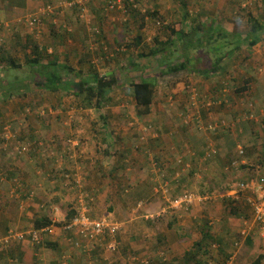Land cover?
I'll return each instance as SVG.
<instances>
[{
	"label": "rangeland",
	"instance_id": "obj_1",
	"mask_svg": "<svg viewBox=\"0 0 264 264\" xmlns=\"http://www.w3.org/2000/svg\"><path fill=\"white\" fill-rule=\"evenodd\" d=\"M48 1L60 0H0V46L5 49L6 55L13 56L18 62L21 61L22 65L20 68L10 66L7 76L5 70L0 68V77H4L3 91H7L11 81L17 87L10 89L11 94L0 93V237L4 236L10 227H15V230H27L33 219L24 218L23 215H26L28 210L34 212L40 205L45 214H56V221L64 222L65 219H61L65 217L64 213L69 209V205L75 204V197H85L82 190L88 188L82 181L87 178L96 184L98 182V185L104 184L101 193H89V208L92 203L88 209L89 214L95 218H106L111 223L117 222L120 229L114 236H108L105 242L95 243V247L88 254L76 249L73 241L66 243L63 240L61 246L67 264H197L196 260L205 261L204 254L198 253L190 263L184 258L186 253L196 251L194 244L201 238L206 224L212 225V233L226 232L227 237L236 236L239 240L238 244H233L227 249V252L231 253L227 261L225 256L217 252L218 245L212 247L211 250L219 261L213 258L210 264H251L260 254H264V222L255 220L254 212L243 200L248 194H252V200L259 198L258 195L252 191L236 194V199L243 207L245 219L231 215L228 199L236 191L232 190L234 184L248 179L255 171L253 167L264 163V38L252 50H249L247 45H242L241 50L233 49L235 45H226L225 48H220V51H211L207 48L216 47L220 42H204L199 48H194L195 42H192L189 48L192 53L190 68L168 72L170 66L183 61L182 46L196 38L190 34L191 31L187 27L184 29L189 36L179 40L169 24L156 25L147 16L148 11L133 13L125 22L122 13L105 11L106 0H88V18L80 19V24L90 30L93 21L100 27L101 32L111 31L116 42L114 48L106 49L107 56L113 54V59L96 55L94 50L91 51L94 55L88 59L87 54H84L86 48L76 44L72 37L75 22L64 19L66 13L71 10L56 16V21L53 17L43 18L38 28L24 22V18L38 13ZM153 1L157 2L149 4L150 11L157 9L159 1L167 5L166 2L172 0ZM172 3L174 8L171 9H175V13L180 12V0H173ZM164 9L170 12V9ZM92 10L99 22L94 20ZM227 11L230 12L229 16L233 17L228 18L231 22H236V15L242 14L243 18L239 22L243 21L248 12H252L264 22V0H254L252 7L239 12L235 1ZM245 20L247 27L248 19ZM61 26L66 28L58 31ZM246 27L240 23V26L234 29L239 31L238 33H229L240 34L244 38ZM222 29L228 32L227 28ZM22 32L34 35L39 39L38 44L41 47H47V52L41 49V53L45 55L41 59L44 62L58 52L57 47L60 46L58 55L63 61H75L74 53H81V57L87 59L86 66L82 69L86 73H83L84 75H93L95 71L106 73L114 70L118 83L121 80L126 82L120 84L121 86L118 83L114 85H118L114 89L116 96L109 104L113 111L108 112L111 109L107 108L99 110L96 107H85V95L79 92V78L76 82L75 73L67 74L70 78L66 79V82L73 86V92H55L44 86L33 87V77L21 73L29 70L28 63L23 66L27 60L26 55L31 58L35 56L33 44L29 46L26 43V39L33 38L25 39L23 36L25 41H22L25 43L20 42V47L14 46L15 40L22 37L16 35ZM138 35L140 41L136 38ZM203 35L206 37L207 33ZM229 38L234 41L236 36L233 38L230 35ZM206 39L208 40V37ZM139 42L140 44H137ZM162 42H166L163 50L165 47L169 48L165 53H159V58L155 57L154 62L145 71H133L128 65L130 58L137 60L140 54L149 51L153 44ZM88 46L90 47V44ZM229 49L234 52L231 53ZM49 50L54 52L49 53ZM195 56L201 57V60H194ZM218 57H223V60L215 71L213 66ZM6 63H9L8 58ZM213 73H216V78L211 81L208 80L209 77L203 76H212ZM145 75H151L159 82L155 104L157 109L154 108L152 116L140 118L125 93L132 94L131 81H137L140 77H146ZM17 76L19 77L16 78ZM247 78L255 79V82L250 84L249 95L245 92L237 93V89L244 85ZM27 82L31 85L26 86ZM194 89L197 90L195 98L192 96ZM217 100H222L223 103H217ZM122 103L124 105H121ZM252 109L255 112L254 120L247 119ZM115 120L120 123L117 124ZM94 121H98L96 127ZM216 124V129H212ZM143 127L147 128L146 131ZM109 128L114 136V145L111 147L105 145L106 138L102 136L103 133L109 132ZM57 132L63 135L60 143L56 139ZM52 136L55 139L52 140ZM75 142H78L79 146H75ZM82 142L88 146V154L91 155L88 159V169L91 172L84 173L83 169H80V172L75 171L81 174V177L73 174L74 171L70 173L81 181L82 187H78L74 178L71 182L66 178L67 172L63 170L68 168L61 166L60 162L63 160L66 165L67 158L74 160L75 149L82 147ZM23 145L28 147L24 154L19 150ZM238 146L244 148V154L239 153ZM204 147L215 148L217 153L207 162L203 160L204 164H199V159L192 158L196 153L200 155ZM188 148L195 150V155L190 157ZM79 152L77 155L81 154ZM46 157H55L53 169L51 168L54 172L51 170L47 177L48 170L45 173V168L39 164L40 159ZM219 159L222 160L221 163ZM230 160L237 161L234 168L229 163ZM242 165L250 167L244 168ZM192 169H196L194 175L191 174ZM36 170L45 174L40 172L43 175L41 179L37 178L40 184L33 188V185L25 182L24 176L29 172L36 173L38 177ZM227 170L229 174L224 177L223 171ZM12 172L15 173L12 175L14 177L10 175ZM125 172H129L130 176ZM137 173L142 182L134 185L131 176ZM260 173L264 174V168L260 169ZM255 174L260 175L259 172ZM47 178L48 182H54L53 185H56V189L49 193L44 192V181ZM227 186L232 187L230 191L226 189ZM31 189L35 194L30 200L32 202L28 203V198H31L27 193ZM185 192L194 196L193 202H185L178 208L171 207L169 201ZM43 195L50 196L47 204L49 206L46 205L48 202ZM56 204L61 206V210L49 212ZM39 212L42 214V211ZM11 219L22 221L23 227L15 225ZM246 234L253 236L250 245L245 244ZM115 244L116 247L112 248ZM26 247L29 249L26 243H18L10 248H4L0 244V264H14L11 260L17 261V264H58L60 261L57 251L46 246L40 250L41 256H37L40 262L33 257L25 262L19 252L24 254L23 249ZM30 253L32 255V251Z\"/></svg>",
	"mask_w": 264,
	"mask_h": 264
},
{
	"label": "trees",
	"instance_id": "obj_2",
	"mask_svg": "<svg viewBox=\"0 0 264 264\" xmlns=\"http://www.w3.org/2000/svg\"><path fill=\"white\" fill-rule=\"evenodd\" d=\"M50 3H54L53 1L50 2H45V5H48ZM24 4V3H23ZM250 8V7H249ZM241 9H248V8H242ZM61 14H53V17L56 16H60ZM248 25L246 27V36L243 38V36H241L240 34H230L229 32H226L225 30H223L222 28L218 27L215 28L213 25L209 27V33H207V36L204 37V35H202L201 31L202 29H200V26H202V24H200L199 26L194 27L190 34H193L194 36H196V41H192L189 40L190 42H187L184 47L182 48L183 50L181 51V57L183 59V61L180 64H175L174 66H170L168 68V72H179L181 70H185L187 68H190V65L192 64V53H190L189 48L190 46H192V42H195L194 48H199L202 47L204 42H206L207 44H211L212 41L215 40V42L219 43L216 47H208L207 49H211L214 50L216 49V51H220V48H225L224 46L226 45H235L233 49L236 50H241L242 49V45H247L248 48H250L249 50H252V48H254L257 44H259V42L261 40H263L264 38V22L261 20V18L255 16L252 12H248ZM184 22V21H183ZM182 23L179 22L177 28L178 29H174L172 28V32L173 34H176V37L180 40H184L186 39V37L189 36V33H187V31H185V29H183L182 27ZM65 28L64 26H61L59 29H63ZM181 28V29H180ZM69 30V29H68ZM105 32L102 30V32L100 31V33H96L94 37L100 38V41H102V39H106L105 37ZM201 34V36H200ZM232 35V37L234 38L236 36V39L233 41V39H230L229 36ZM208 37V40L206 39ZM241 37L243 39H241ZM29 44V46H31L33 44L34 49V54L35 56L33 58L31 57H27V62L29 65V75L34 78H41V80H38L39 83H34L33 82V87H40V86H44L47 89L51 90V91H68V92H73V86L68 83V82H63V76L61 74V71H65L68 72V66L65 64H59L58 60H55L51 63H49V65H45L43 64V60H41L45 55H43L41 53V49L46 50L47 52V47H41L38 42L36 40H28V42H26ZM107 40L105 43H103L101 46L102 48H104V46H107ZM184 43V42H183ZM234 43V44H233ZM209 46V45H207ZM233 49H229L230 52H234ZM93 48H90L89 46L86 47L85 52H87V57L88 54H90V51H92ZM102 50V49H100ZM5 49H2V47L0 46V68H3V71L5 70L6 72V76L7 73L10 70V66H13L14 68H20L21 63L18 62V60H16L13 56L11 55H6L5 54ZM105 55H107L106 51ZM159 50H155L150 48L148 52H143L142 54H140V57L136 60V59H130L129 60V66L132 68L133 71H145L147 68L150 67V65L154 62V60L156 59V55L158 54ZM101 53V51H100ZM102 57H104L103 55H101ZM91 57V56H89ZM8 58L9 63H6ZM141 58V59H140ZM223 57H218L217 61L214 63L213 66V70L217 71L218 70V66L219 64L222 62ZM9 65V66H7ZM1 70V69H0ZM204 72H206V70H204ZM22 73V72H21ZM27 72H25L26 74ZM23 74V73H22ZM24 75V74H23ZM77 76L79 77L80 75L77 74ZM146 77H140L139 80L137 81H132L131 82V89H132V94L135 100V112L136 115L140 118L147 116L149 114H151V107L155 101V96H156V91H157V82L155 80L154 77H152L151 75H145ZM19 76H17L16 78H18ZM0 93H3L5 95V93H12V90H10L12 87L16 88L14 82L11 81L8 84V89L7 91L4 89H2V79L4 77H0ZM15 78V79H16ZM17 80V79H16ZM27 80V79H26ZM253 82V78H247L245 80V83L242 87L237 89V93H242L245 92L247 90H249L250 88V84ZM118 83L117 77L115 75V73L112 74H107V73H99L97 71L93 72V77H86L84 79L79 78V92H83L84 96V100L86 102L85 107H96V108H101L103 107L105 101L108 100V93L110 92V90H112L111 88L114 87V85ZM27 85H31L30 82H27ZM32 87V88H33ZM101 115H98V117ZM105 120V119H104ZM239 151V149H237ZM206 151V149H205ZM202 154V153H201ZM200 154V155H201ZM205 154V152L202 154V156ZM209 160V159H207ZM220 163H221V159ZM262 160L264 162V154L262 156ZM207 162V161H206ZM237 161H233L230 160V164H232L233 168L235 167V163ZM205 163V162H204ZM203 163V164H204ZM225 167V166H224ZM238 167V165L236 166V168ZM241 167H250V165H242ZM253 167V166H252ZM232 168V169H233ZM258 169V172L260 175H262L260 173V169L262 170V168H264V163H259V165H256L253 167V170ZM15 173L12 172L10 175H14ZM192 175H194V172L191 173ZM224 177H226L229 174V170L227 171H223ZM14 177V176H12ZM251 177V176H250ZM249 177V178H250ZM13 180V179H12ZM15 180V179H14ZM247 179H245L244 181H246ZM232 188V187H231ZM230 186H227L226 189L227 190H231ZM233 189V188H232ZM251 194H248V196ZM228 199H230V213L232 216H238L239 218H243L245 219V216L243 214V207H241L242 205H240V203L238 202L239 200L236 199L235 197H229ZM244 202L246 203V205L248 207H250L252 209V212H255L253 210L252 203L248 202L247 199H243ZM245 207V206H244ZM77 214V210L75 208L72 207V205H69V209L67 210L66 213V219L64 222L66 221H71L72 218ZM64 222H57L56 220L52 219L50 217V215H43L41 217H37L34 221V229L37 230H41L43 228H47L53 224H57V225H61ZM257 222H261V221H257ZM211 226L209 224H206L204 229L202 230V236L201 238L195 242L194 244V248H196V251H190L188 253L185 254V258L184 260L187 261L188 263H190L191 261L195 260L196 256L198 255V253H202L204 254V258L205 261H200V260H196L197 264H210L211 260H213V258H216L214 260H218L217 255L213 254L214 251H212V247L215 248V245H218L217 248V252H219V254L221 256H225L227 261L230 257H231V253L227 252V249L230 248V246H232L233 244H238L239 240L238 238L235 237H231L230 235L227 237L226 232H220V233H212L211 230ZM14 227H10L7 231V233L0 237V239L5 238L6 236L9 235L11 230H15L13 229ZM18 232H25L27 233V231L29 230H15ZM245 231V230H244ZM43 235V239L41 240L40 244H32V246L37 249V250H41L44 249L46 246H50L52 250H56L57 253L60 255L58 256V260L59 263L58 264H64L65 262V258H64V253H63V249L62 246L59 245L58 242H49L47 240L48 236H51L48 232H42ZM244 236L245 239V244L246 245H250L252 244V240H253V236L252 235H248ZM26 239H31V236L27 234V238ZM248 239V240H247ZM22 242V240L20 241H14L11 240L9 241H5V240H0V244L4 247V248H10L16 244H20ZM31 242V241H30ZM37 251V256H41V251L39 252ZM19 255H23V252L20 251ZM38 262H40V258H36ZM224 261V262H225ZM12 263L17 264L15 260H11ZM37 264V262H36ZM145 264V263H142ZM251 264H264V254H260L256 259L253 260V262Z\"/></svg>",
	"mask_w": 264,
	"mask_h": 264
},
{
	"label": "crops",
	"instance_id": "obj_3",
	"mask_svg": "<svg viewBox=\"0 0 264 264\" xmlns=\"http://www.w3.org/2000/svg\"><path fill=\"white\" fill-rule=\"evenodd\" d=\"M166 1V0H165ZM236 1V9H237V11L239 12V11H241L242 9H241V7H242V2H244L245 0H211V1H208V0H180V5H181V10H179L180 12H177V13H175V9H171V8H174V5H173V0L172 1H170V2H166L167 3V5H165L163 2L161 3V1H159L158 2V5H157V9L155 8V10H153V11H150V10H148L149 9V4L150 3H155V2H157V1H148V2H145L144 3V6L146 7V11H148L147 12V16H149L155 23H156V25H157V22L158 21H161L163 24H169V27H171V28H176L177 29V26H178V23L179 22H181L182 23V28L184 29L185 27H187V29H189L190 31L194 28V27H196V26H199L200 24H202V26H200V29H202V31H201V33H202V35L204 34V33H209V27L210 26H214L215 28H218V27H220V28H227V31L228 32H234V33H238L239 31H235L234 29H236L237 27H239L240 26V23L241 24H243V25H245V27H246V20L245 19H248L247 17L248 16H245V18L243 19V21H241V22H239V20H241L242 18H241V16H243V14L242 15H236V22H231V21H229V17L230 18H232L233 19V17H231V16H229V14H230V12L229 11H227V9L228 8H230L231 7V5H233V3ZM171 3H172V5H171ZM241 5V6H240ZM189 7V8H188ZM164 8H168V10L170 9V12H168V11H166ZM243 8V7H242ZM95 9V8H94ZM190 9H195V10H197L196 12H192V11H190ZM93 11V14H94V10H92ZM190 11V12H189ZM236 11V12H237ZM75 12V10H71V11H68L67 13H66V18H64V19H66V21H69V20H71V21H74L75 22V31L74 32H72L74 35L72 36L73 37V39H74V42L76 43V44H78L79 43V45L80 46H82V48H86L89 44H90V48H93V50L94 51H96V53H94V54H96V55H103L104 57H106L107 59H113L114 57H111V56H113V54H111V56H107V55H105V53H104V51H106L105 50V47L106 46H104V48H102V44L103 43H105L106 42V40H107V42L108 43H106L107 44V46L109 47V50H110V48L112 49V48H114L115 47V44H116V42H115V39H114V34L111 32V31H109V30H105V37H106V39L104 38V39H102V41H100V39H101V37L100 38H97V37H94V36H92V35H90V32H89V29H87L86 30V28L83 26V25H81L80 23V21L77 19V15H76V12ZM164 12H166V14H164ZM135 13H141V12H135ZM133 14V13H132ZM232 15V14H231ZM145 16V15H144ZM149 17H147L148 19H149ZM145 18H146V16H145ZM97 19H99V18H97V17H95V14H94V20H96L97 22H99ZM231 20V19H230ZM178 21V23H176ZM184 21V22H183ZM146 24L148 25V21H147V19H146ZM151 23H153L152 21H151ZM66 24V23H65ZM97 25V23H95V22H93L92 21V25ZM142 24H143V21H142ZM162 24V25H163ZM174 24V25H173ZM105 26V25H104ZM186 29V28H185ZM61 29H58V31H60ZM238 30V29H237ZM140 35V34H139ZM139 35L136 37L137 39H138V41H140L141 39H140V37H139ZM16 36H22L21 38H19V39H17V40H15V43H14V46H15V48L16 47H20L21 45H20V42H21V44H24L25 42H23L22 40H24L25 41V39L26 38H33V40H36L37 42H39V39L38 38H36L34 35H27L26 34V32H22V33H20V34H18V35H16ZM15 36V37H16ZM25 37V39H24V37ZM200 36H201V34H200ZM26 41L28 42V40L26 39ZM135 41V40H134ZM195 41H196V38H195ZM215 41V40H214ZM137 44H140V42L139 43H137ZM260 44V43H259ZM155 46H160V47H158V49H157V47H155ZM164 46H166V42L165 43H160V44H153L152 46H151V48L152 49H155V50H159V52H158V54L156 55V58L158 57V55H159V53H165L166 52V50L169 48V47H165V49L163 50L162 48L164 47ZM73 47V49H75V46L73 45L72 46ZM108 47H107V49H108ZM184 46H182V48H183ZM211 47V46H210ZM81 48V49H82ZM100 49H102V50H100ZM161 49L163 50V51H161ZM28 50H32V49H28ZM53 50V49H52ZM183 50V49H182ZM9 51H11V50H9ZM57 51L59 52L60 51V46H58L57 47ZM80 51H82V50H80ZM100 51H101V53H100ZM31 52V51H30ZM49 53H53L52 51H48ZM58 52H56V53H54V55H51L50 57L51 58H49V59H47V61H45V62H43V64H45V65H49V63H51V62H53V61H55V60H58V62H59V64H65V65H67L68 66V72H65V71H61V74H62V76H63V79H62V81L63 82H66V79H69L70 77H67V74L69 75L70 73H75V77H76V82H77V80H78V78H81V79H84V78H86V77H93V75L92 74H87V75H84V74H86L82 69L86 66V61H87V59L85 58V57H81L82 56V54L81 53H74L75 54V61H73V62H71V63H69L68 61H63L62 60V57H59V55H58ZM148 52V51H147ZM19 53H21V52H19ZM93 52H91L90 51V54H88V59H89V56H92V55H94V54H92ZM170 53V52H169ZM84 54H87V52H84ZM181 54H182V52H181ZM27 57H30V55H26V58ZM134 57H132V58H130V59H133ZM159 58V57H158ZM129 59V60H130ZM193 59L194 60H201V57H199V56H195V57H193ZM21 62V61H20ZM109 62H111L110 60H109ZM108 62V63H109ZM28 62H27V60L25 61V63L23 64V66L25 65V64H27ZM221 64V63H220ZM219 64V65H220ZM27 69H29V65H28V67H27ZM26 69V70H27ZM25 72H27L26 74H29L28 72H29V70H27V71H25ZM25 72H22L24 75H26L25 74ZM84 73V74H83ZM107 74H112V73H115L114 72V70H110V71H107L106 72ZM77 74H79L80 76L78 77L77 76ZM115 75H116V73H115ZM203 76H206V77H209L208 78V80L209 81H211V80H214L216 77V73H213V75L212 76H210V75H208V74H203ZM2 77V76H1ZM117 77V76H116ZM118 79V78H117ZM38 80H41V78H34L33 79V82H37ZM39 82V81H38ZM125 82L126 81H119V83H118V85L119 86H121V85H123V84H125ZM132 82V81H131ZM157 82V86L159 85V82L158 81H156ZM253 82H255V79H253ZM121 84V85H120ZM126 84H128V83H126ZM130 84V83H129ZM117 85V86H118ZM117 86H114L113 88H111L112 90H110V92L108 93V98H109V96H110V100L108 101H105V103H104V105H103V107H101V108H98L99 110L100 109H102V108H107V109H111V111H108V112H112L113 110V107L111 106V105H109V104H111L112 103V100H113V97L114 96H116L115 95V93H114V89H116L117 88ZM158 88V87H157ZM49 90V89H48ZM56 92V91H55ZM245 93H247V95H249L248 94V90L247 91H245ZM257 94V93H256ZM125 96H126V98L127 99H129V100H131V103L133 104V107L135 108V100H134V97H133V94H130V93H125ZM125 98V99H126ZM156 99H157V91H156V96H155V101H154V103H153V105H152V107H151V114H149L150 116H152L153 115V113H154V108L155 109H157V107H155V104H157L156 103ZM254 102V101H253ZM253 102H251V103H253ZM217 103H223V102H221V100H217ZM255 103V102H254ZM121 105H124V103H122ZM158 105H160V104H158ZM254 106H255V104H254ZM106 109V110H107ZM255 110V109H254ZM252 112L255 114V112L253 111V109H252ZM262 112H263V114H264V111H263V109H262ZM262 114V115H263ZM149 115H147V116H149ZM146 116H144V117H142V118H145ZM106 120V119H105ZM104 120V121H105ZM116 121V120H115ZM97 122L98 121H94V127H96L97 126ZM116 123L118 124V123H120L119 121H116ZM106 126H108V125H106ZM135 128H137V127H135ZM144 128V127H143ZM142 129V128H141ZM145 129V128H144ZM147 129V128H146ZM103 130V129H102ZM141 134H142V132H140ZM136 134V133H135ZM82 135V134H81ZM102 136L103 137H105L106 139H105V141H104V143H106L105 145H107V146H109V147H111L112 145H114L113 144V138H114V136L112 135V131L110 130V128H109V132H107V133H103L102 134ZM60 138V139H59ZM53 139H55V138H53V136H52V140ZM56 139H57V142H61L62 141V139H63V135L60 133V132H57V134H56ZM75 146H79V143L77 144V145H75ZM194 150V149H193ZM78 151H80L81 152V154L80 155H77V153H78ZM195 151V150H194ZM194 151H192V149H190V148H188V155L190 156V157H192L191 155H195V153H196V151H195V153H194ZM79 152V153H80ZM184 152H185V150H184ZM183 152V153H184ZM205 152V154L202 156V154ZM89 152H88V146H86V144L84 145V142H82V147L80 146V147H78L77 149H75V153H74V156H75V159L74 158H72V159H74V160H69L68 158H67V164L66 165H64V162H63V160L60 162L61 164V166H65V168H68V170H63V171H66L67 173H72L73 171H74V173L73 174H75V175H77L78 174V177H79V175H80V177H81V174H79V173H75V171H79L80 172V169H83L84 170V173H86V172H91L89 169H88V165H90V161L88 160L89 159V156H91L90 154H88ZM198 153H196V155H195V157H193L192 159H196V160H198L199 159V161H198V163L199 164H203L204 163V161L203 160H205V161H207V159H209V158H206V151H205V147L202 149V154L201 155H197ZM184 155H186L187 156V154L186 153H184ZM78 157H82L83 159H81V160H79L78 159ZM188 157V156H187ZM54 160H55V157H46V159L45 158H41L40 159V161H39V164H41V166H43L45 169H43V171L46 173L47 171L46 170H48V174H46V177L47 176H49L50 175V171L53 169V165H54ZM91 160L93 161V158L91 157ZM51 165H52V167H51ZM56 165V164H55ZM24 167V166H23ZM25 168V167H24ZM52 168V169H51ZM195 170L196 169H192V172H194L195 173ZM37 171V170H36ZM43 171H41V170H38L37 171V173H39V175H38V177H36V173H29V172H26L25 173V176H24V179H25V182H27L28 183V185H33L34 187L33 188H36L37 187V184H40V182H38V180H37V178L39 179H41L42 177H43V175H41L40 174V172H42L43 174H45ZM53 171V170H52ZM86 171V172H85ZM54 172V171H53ZM127 175H129L130 173L129 172H125ZM173 174H174V172H173ZM157 175H158V173H157ZM59 176H60V174H59ZM130 176V175H129ZM128 176V177H129ZM262 176H264V174H262ZM93 177H95V175H93ZM131 178L132 179H134V185L136 184V185H138L137 184V182H139V181H141L142 182V180L140 179V176H139V174L137 173V174H135V176H131ZM81 179V178H80ZM86 179V180H85ZM84 180L85 181H82V183L83 184H85V186H87V188L88 189H84V193H85V195H88V197L86 198V200H87V207H88V209H90L91 208V204H90V208H89V202H88V199L90 198V195H89V193H91V194H96V193H101L102 192V188H104V184L103 185H98V182H97V184H96V182H92L91 180H89V179H87V178H85ZM36 180V181H35ZM49 181V179L47 178V180L46 181H44V183L46 182V189L44 190V192H47V193H49L51 190H55L56 188V185H53L54 184V182H48ZM87 181V182H86ZM36 182V183H35ZM60 183H61V181H60ZM89 188H90V190H89ZM24 190V188H22V191ZM47 190V191H46ZM88 192V193H86V192ZM55 191H53V193H54ZM29 193H31V195H34L35 193L33 192V190L31 189V190H29V192L27 193V196H29ZM76 193V192H75ZM56 194V193H55ZM40 197H42V196H40ZM49 197L50 196H45V195H43V198L44 199H46V202H48V199H49ZM32 200V199H31ZM95 199H93V201H94ZM28 203H31L32 201H27ZM47 204H49V202L48 203H46V205ZM78 205H79V199H78V197H75V204L72 206L73 208H75L76 209V207H78ZM47 206H49V205H47ZM53 206H58L59 207V211L61 210V206H59V205H53ZM252 207V206H251ZM33 208V207H32ZM51 208V207H50ZM22 209V208H21ZM33 210H34V208H33ZM39 211H42V214L39 212ZM49 212H52V210H50ZM66 213H67V211H66ZM66 213H64V216L66 217ZM28 215H29V217H28ZM40 215V216H39ZM43 215H45V212H44V210H42V205H40L39 207H37L36 209H35V211L34 212H31V210H28V212L26 213V215H23V217L24 218H29V219H33V221H32V224L31 225H29V227H28V229L27 230H30V229H32V228H34V221H35V219L37 218V216L38 217H41V216H43ZM48 215V214H47ZM56 215V214H55ZM54 214H53V216L52 215H50V217L52 218V219H54V220H57V219H55V216ZM65 217H63L61 220H64V219H66ZM11 220H13V222H14V224L15 225H18V226H21V227H23V225H24V223L21 221V222H18L17 221V219H11ZM10 221V220H9ZM13 222H11V223H13ZM8 225V224H7ZM15 228V227H14ZM13 228V229H14ZM245 232V231H244ZM67 234H64V232L62 231V230H58V231H56V233L55 234H51V236H48L47 237V240L49 241V242H58L59 243V245H61V243H63V240L67 243ZM78 237H77V235L75 234V239H77ZM24 244L26 243L27 244V246H28V248L29 249H27V247L25 248V249H23V251H24V254L23 255H21L20 257L21 258H23L24 257V261L26 262V259L27 260H30L29 258L30 257H33V259H36L37 258V249H35L34 247H32L31 245V242H30V240L29 239H27V240H24V241H22ZM21 242V244H23ZM30 251H32V255H30L31 253H30ZM81 251V250H80ZM90 253V252H85V251H81V253ZM33 264V263H32Z\"/></svg>",
	"mask_w": 264,
	"mask_h": 264
},
{
	"label": "built area",
	"instance_id": "obj_4",
	"mask_svg": "<svg viewBox=\"0 0 264 264\" xmlns=\"http://www.w3.org/2000/svg\"><path fill=\"white\" fill-rule=\"evenodd\" d=\"M150 0H106V6L105 11L107 13H117L120 12L123 15V21L127 22L129 19V16L132 13L135 12H145L146 7L144 6L145 2H148ZM87 2L88 0H60L58 2L50 3L48 5H44V7L36 14H32L24 18L25 22L35 27L43 18L44 16H52L53 14H60L64 13L66 10H75L77 19L79 21H82L80 19L88 18L87 12H89V9L87 8ZM254 4V0H247L242 4L243 8L252 7ZM54 20H57V17L54 18ZM163 23L161 21L157 22L158 26H161ZM91 29L89 30L90 35L95 36L96 33H100L101 29L97 25H91ZM107 47H105V50ZM194 98L197 96V90H193ZM222 102V100H221ZM251 106H253L251 104ZM255 114L251 111L250 114L247 116V119L254 120ZM216 126L212 127V129H216ZM211 127L209 128L211 130ZM202 129V127H200ZM146 131V128L144 129ZM144 137H142L143 139ZM78 142H75V145H77ZM239 153L244 154V148L242 146H238ZM21 153H25L28 150L27 145L20 146ZM217 153L215 148L208 147L206 149V158L212 157ZM236 164V163H235ZM257 168L253 175L248 178L246 181H239L238 183L234 184L233 189L234 195L232 197L238 198L236 195L239 192L242 191H252L255 193V195H258L259 198L252 200L253 198L249 195L247 196L248 202L252 203V207L254 212V215L256 217V221L264 222V176L257 175L255 173L258 172ZM66 178L71 182V179H75L76 186L82 187L81 181L75 176L72 177L70 173H66ZM82 190V188H81ZM230 191V190H229ZM228 191V192H229ZM85 197H82L79 199V205L76 207L77 214L72 218L71 221H66L61 225L53 224L47 228H43L41 230L37 229H30L25 232H18L15 230H11L9 235L5 238H2L0 240L7 241H24L27 238V234L31 236V243L32 244H40L41 240L43 239L42 232H48L50 235L55 234L56 231L62 230L64 234H67V239L72 243L73 246L81 251L85 252H91L93 250V247H95V243L99 244L100 242H105L106 238L108 236H114L118 230L120 229L119 223H111L106 218H95L92 217L89 214V210L87 207V200L86 198L88 195H85L84 191L82 190ZM252 195V194H251ZM29 197L32 199L33 195H29ZM28 198V197H27ZM28 198V201L31 200ZM194 200V196L191 193L185 192L182 196H178L172 200L169 201L170 206L174 208H178L183 203H192ZM26 203V202H24ZM22 208V207H21ZM59 210L58 206H53L52 211L56 212ZM75 234L77 235V239H75ZM110 242V241H109ZM108 244V243H107ZM112 248L116 247V244L114 246H111ZM64 264H67L65 261Z\"/></svg>",
	"mask_w": 264,
	"mask_h": 264
},
{
	"label": "flooded vegetation",
	"instance_id": "obj_5",
	"mask_svg": "<svg viewBox=\"0 0 264 264\" xmlns=\"http://www.w3.org/2000/svg\"><path fill=\"white\" fill-rule=\"evenodd\" d=\"M43 18H45V17H43ZM43 18H41V20L43 19ZM41 20H40V22H41ZM40 22L36 25V28H38L39 26H40ZM26 23V22H25ZM27 24V23H26Z\"/></svg>",
	"mask_w": 264,
	"mask_h": 264
},
{
	"label": "clouds",
	"instance_id": "obj_6",
	"mask_svg": "<svg viewBox=\"0 0 264 264\" xmlns=\"http://www.w3.org/2000/svg\"><path fill=\"white\" fill-rule=\"evenodd\" d=\"M63 13V12H62ZM62 13H60L62 15ZM45 18H48V17H53V16H44ZM56 18V17H53V19ZM25 22V20H24ZM66 28V27H65Z\"/></svg>",
	"mask_w": 264,
	"mask_h": 264
}]
</instances>
